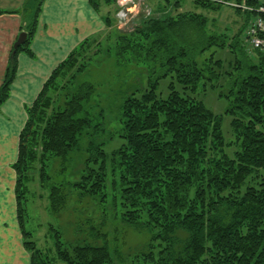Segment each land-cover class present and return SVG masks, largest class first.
I'll return each instance as SVG.
<instances>
[{"label":"trees","instance_id":"trees-1","mask_svg":"<svg viewBox=\"0 0 264 264\" xmlns=\"http://www.w3.org/2000/svg\"><path fill=\"white\" fill-rule=\"evenodd\" d=\"M27 1L31 7L23 13L28 15L22 27L26 40L14 55L11 49L0 85V106L9 97L18 54L34 57L30 44L44 0ZM263 1L193 0V4L215 11L226 7L219 2L257 8ZM88 2L98 12L100 2L109 5L115 0ZM164 2L168 13L141 18L132 34L111 32L101 43L91 38L80 43L52 71L26 109L13 169L17 221L29 264L122 262L117 248L105 240L99 247L65 246L53 229V256L40 250L24 218L34 175L47 193L49 212L56 215L68 209L72 191L78 192L77 201L100 195L98 203L107 211L111 202L116 203L114 195H107V184L117 185L120 205L126 209L122 222L151 234L131 264H264V53L250 50L242 32L255 13L227 5L243 14L239 32L229 38L208 31L209 19L202 14L178 12L181 0ZM171 10L178 13L173 16ZM103 21L107 27L112 23L109 17ZM218 52L232 56L238 79L223 72L224 59L215 58ZM95 70L101 74L89 79ZM142 76L146 86L140 92ZM224 76L231 87L225 114L232 117L233 143L224 139L221 117L190 94L204 79ZM166 77L168 94L161 98L157 86ZM108 89L124 95L117 105L121 127L117 134L123 142L109 154L103 146L114 137L107 131V113L101 105ZM83 141L88 158L80 179L55 181L70 170ZM234 144L239 149L229 157L226 151ZM106 220L101 219L98 227ZM89 230L93 238L104 237L94 226Z\"/></svg>","mask_w":264,"mask_h":264},{"label":"rangeland","instance_id":"rangeland-1","mask_svg":"<svg viewBox=\"0 0 264 264\" xmlns=\"http://www.w3.org/2000/svg\"><path fill=\"white\" fill-rule=\"evenodd\" d=\"M127 1L128 0H115V2H112L109 5H105L103 2H100V9L98 12L100 13V15H102V19L105 17H109L112 23H110L108 27L104 25L103 29L93 34L91 40H96V42L101 43L111 32H118L120 34L125 35L132 34L134 28L139 26L140 23L138 22L141 18L147 19L152 16L157 17V13L160 12H165L166 14L168 13L167 9L169 8V6L165 4L164 0H130V2ZM181 1V10H179L178 12H193L197 14H202L203 16L209 19V23L205 26L208 31L224 33L229 38L239 32V29L242 25L243 14H236V12L231 7L226 6L219 10L207 11L194 7L193 0ZM24 4L26 5V9H30L31 5L29 1L24 0ZM20 10L23 11V8ZM147 11L149 12V15L146 14ZM12 12H18V10ZM178 12L171 10L173 16L176 15ZM26 15L28 14H23L20 16L23 22L26 19ZM137 15L139 16V18L135 21L134 17ZM20 29V31L22 32L23 28ZM212 51L213 49L209 50L205 53L203 57H208ZM93 52H95V49H93L90 54H93ZM215 58L224 59L223 72H232L231 75L235 80L240 77L239 72L237 70L232 69V56H230L229 53L218 52L215 55ZM5 70L3 72L1 84L3 82ZM98 74H101L98 70L93 71L89 79H95ZM140 78L142 79V81L137 82L138 88L141 92L146 86V80L144 79V76ZM169 82V77L163 78L159 81V84L157 86V93L161 98H165L167 96V86ZM230 88V81H228V77L224 76L217 81H208L207 79H204L199 83L197 90L194 92V94L190 93L195 99L200 100L207 110L221 117V129L224 139L227 143L229 141L233 143L234 141L230 126L232 117L230 115L225 114L226 109H228L229 107V101L225 96L230 93ZM112 92H115V90L113 89ZM105 95L107 96L101 97V105L107 113L106 116L109 122L107 126V131L113 133L112 135L114 137L113 139H108L106 142L107 144L103 146L105 152L109 154L111 151L117 149L123 142L122 139L118 138L119 134H117V131L119 130V128H121L118 120L117 105L124 95L118 93V91L115 93H111L110 89L107 90ZM35 100L33 101L30 107H32ZM3 104L0 106V109ZM40 143L41 142H39V144ZM85 146L86 144L84 141L80 142L78 149L74 152V157L71 162L70 170L67 171L65 175L55 179V181L77 182L80 179L83 172L84 160L88 158V153L85 151ZM238 149L239 147L237 146V144H234L233 147H229L226 152L229 157H232L234 153L238 151ZM35 151L38 155H40L41 148L38 143L35 145ZM17 159L18 155L15 163L17 162ZM51 162L52 161H48L49 164H51ZM250 177L254 178V175ZM38 183V178L36 175H34L33 179H31V182L29 183V187L31 189L30 194L27 195L28 197L24 207V218L26 222V229L28 232L32 233V238L33 241L36 243V246L43 252L47 253L49 257L53 256L54 251V232L51 231L52 229L55 232L60 233L61 241L64 243L65 246L88 244L99 247L102 246L106 241L110 248L116 247L119 251L120 255L122 256L121 264H131V260L138 254L142 253L146 247V244L150 241L151 234L147 232L146 229L137 230L134 227L122 222V215H124L126 209L120 205V203H122V200L119 198V187L117 185H113L110 181L107 184V195H114L116 198V203L111 202L107 208V211L104 209V207H102L101 204L98 203L100 195H94L92 197H82L81 201H77L78 192L72 191L70 193L68 201V209L64 212H60L57 215L51 214L49 212L47 193L44 190L40 189ZM253 183L247 182L246 185ZM73 208H76L78 213L72 212L71 209ZM105 218H108V221L106 220L101 227H98L101 219ZM92 226H94L98 232L104 234V237H101L100 239L91 237L89 235V228ZM158 244V242H155V246H158Z\"/></svg>","mask_w":264,"mask_h":264},{"label":"crops","instance_id":"crops-1","mask_svg":"<svg viewBox=\"0 0 264 264\" xmlns=\"http://www.w3.org/2000/svg\"><path fill=\"white\" fill-rule=\"evenodd\" d=\"M25 7L24 0H0V11L5 12L0 15V85L12 45L23 26L20 16ZM15 10L18 12L13 13ZM138 18L137 15L134 20ZM104 25L102 15L88 0H44L30 45L34 57L25 53L16 57V76L0 109V264H29L17 221L16 173L12 167L27 120L26 108L52 71Z\"/></svg>","mask_w":264,"mask_h":264},{"label":"built area","instance_id":"built-area-1","mask_svg":"<svg viewBox=\"0 0 264 264\" xmlns=\"http://www.w3.org/2000/svg\"><path fill=\"white\" fill-rule=\"evenodd\" d=\"M127 2H130V0H128ZM219 3H222L225 6L228 5L232 7H237L241 8L242 10L255 13V16L249 20L246 25V28L243 31V38H245V41L250 50L264 53V4L260 5L257 8H251L245 6L244 4L223 2ZM146 14L149 15V12L147 11Z\"/></svg>","mask_w":264,"mask_h":264},{"label":"water","instance_id":"water-1","mask_svg":"<svg viewBox=\"0 0 264 264\" xmlns=\"http://www.w3.org/2000/svg\"><path fill=\"white\" fill-rule=\"evenodd\" d=\"M25 40H26V33L21 32V33L18 35V37H17L15 43L13 44V52H12V55L15 54L16 50L18 49V47H20L21 45L24 44Z\"/></svg>","mask_w":264,"mask_h":264}]
</instances>
